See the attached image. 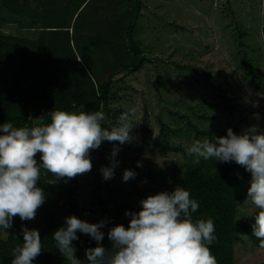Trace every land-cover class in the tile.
<instances>
[{"label": "rangeland", "instance_id": "obj_1", "mask_svg": "<svg viewBox=\"0 0 264 264\" xmlns=\"http://www.w3.org/2000/svg\"><path fill=\"white\" fill-rule=\"evenodd\" d=\"M29 3L42 8L36 0ZM5 12L0 0V16ZM83 14L89 24L85 18L76 23L82 39L104 40L113 34L116 51L122 50L126 28L133 20V38L145 57L141 68L132 72L135 56L128 55L118 65L113 64L114 56L109 53L99 59L104 67L94 84L111 75L115 95L107 107H100L107 116L102 123L112 120L106 128L118 127L119 117L128 112L135 139L124 144L102 142L96 151H90L92 170L77 176L82 220L106 223L110 219L96 193L106 200L109 212L124 209L120 219L128 226L131 217L126 211L138 212L140 201L147 196L169 192L161 172L170 175L189 162L195 163L196 157L189 155L188 148L196 140L226 136L229 128L236 134L252 126L264 131V0H92ZM24 22L29 26L12 22L0 29L9 35L0 48V83L5 89L0 94V106L11 109L18 105L17 95L6 89L13 81L11 56L22 48L35 47L42 36L41 22L30 26L34 24L26 17ZM111 31L114 33L109 34ZM44 36L45 42L49 41V34ZM54 49L48 50V70L52 73L46 70L30 79L22 76L20 83L29 96L52 98L57 104L72 98L87 83L78 67L62 63L58 56L63 52ZM74 50L85 65L84 55ZM114 147L118 152L113 158ZM100 152L106 154L103 167L111 166L112 159L118 161L112 179L105 180L100 172L103 185L95 177ZM125 169L133 170L135 178L123 181ZM237 172L239 176L247 173L242 166ZM245 200L236 203V221L248 219L257 210ZM11 233L9 229L2 231L0 241L6 242ZM82 235L80 261L85 264L81 241L86 236ZM240 236L234 244V264H264V248L248 235Z\"/></svg>", "mask_w": 264, "mask_h": 264}, {"label": "clouds", "instance_id": "obj_2", "mask_svg": "<svg viewBox=\"0 0 264 264\" xmlns=\"http://www.w3.org/2000/svg\"><path fill=\"white\" fill-rule=\"evenodd\" d=\"M135 109L131 110L134 115ZM51 122L43 116L33 119L32 127H14L11 122L0 124V229L12 228L13 219L31 221L45 203L46 195L37 186L41 170L59 180H71L92 170L90 151L102 142H132L133 126L130 114L122 113L120 126L106 128L103 110L79 113L55 110L50 112ZM258 118V117H257ZM118 152L112 149L114 158ZM189 155L216 162H235L250 173V187L244 203L257 209L252 234L264 248V131L249 127L240 134L227 129V135L214 140H196ZM39 154L40 162L37 161ZM118 161L102 167L105 180L112 179ZM137 166L140 163L137 162ZM136 173L125 169L122 180L134 179ZM138 212L126 211L130 216L128 227L123 224L111 227L107 236L111 250L103 245L105 222L89 223L75 215L65 217V226L52 237L57 249L69 264H82L77 259L73 241L77 233L91 236L97 246L85 250L88 264H217L210 245L216 240L211 219L193 221L192 214L199 203L190 198V192L177 185L173 191H162L140 201ZM23 243L12 249L11 264H33L42 252L41 236L37 229L22 226ZM7 232V231H6Z\"/></svg>", "mask_w": 264, "mask_h": 264}, {"label": "trees", "instance_id": "obj_3", "mask_svg": "<svg viewBox=\"0 0 264 264\" xmlns=\"http://www.w3.org/2000/svg\"><path fill=\"white\" fill-rule=\"evenodd\" d=\"M36 1H38L39 6H42L41 9L33 7L29 0H3L7 12L0 16V29L11 25L12 22L19 24V26H29L24 22V17L30 18V22L34 24L30 26H36L37 23L41 22L43 29L41 30L42 36L36 41L35 47L31 49L22 48L13 52L14 54L11 56L9 67L13 73V81L11 87H6V89L13 95H17L18 105L16 109L0 106V124L11 122L14 127H32L33 119L41 116H43L45 123H50V112L55 110L75 113L99 111L101 105L107 107L110 99L115 98V95H112L111 75L99 84L96 82L97 86L94 84L104 67L99 59L109 53L114 56L113 64L118 65L123 63L128 55L135 56L136 60L132 62L130 72L139 70L145 61L140 47L133 38V20L126 28V38L122 50L116 51L113 47V34L104 40L101 38L96 41H85L82 39L81 31L76 27L77 21L85 18L83 13L92 0ZM138 8L140 10V5ZM133 10L136 11L135 6ZM132 14L134 15L133 11ZM85 21L89 24L87 18ZM70 28L71 32L69 31ZM45 33L50 36L47 42H45ZM110 33L114 32L111 31ZM8 36L0 31V48L4 44L3 41L9 38ZM50 48H55L54 50H58L60 53L63 52L58 56L59 60L64 64L77 66L87 83V86L79 88L72 98H65L57 104L52 98L41 100V98L29 96L26 92L27 88L20 83L22 76L24 79L25 76L26 79H30V77L40 76L39 72L44 73L48 70V50ZM74 48L84 55H82V60L88 69L78 60ZM62 63L59 62L61 65ZM50 72L52 73V70H48V73ZM4 90L0 83V94ZM111 121L102 123V125L109 127ZM99 155L100 168L95 177L101 183L99 175L106 162V154L100 152ZM36 158L39 163V154ZM238 166L240 165L234 161L224 163L212 159H203L199 163L189 162L179 172L170 175L166 171L160 173L161 179L169 186V192L179 185L188 190L190 198L199 203L198 210L192 214L193 221L211 219L214 222L217 240L210 245V249L217 260V264H234V244L241 238V233L253 238L259 245V241L252 234V225L257 210L246 220L236 221L234 219L236 203L247 198L251 180V175L248 172L242 176L238 175ZM156 172L152 171V173ZM37 186L44 190L45 203L37 210L34 220L21 221L18 216L13 219V226L9 229L12 232L11 237L6 242L0 241V264H11L12 249L23 243L22 226L28 229H37L41 236L42 252L33 261V264H69V261L57 249L52 234L60 227L65 226V217L75 215L82 220L79 197L80 183L77 177L71 180H59L53 174L42 169ZM95 195L98 203L110 215V219L101 229L105 234L101 243L107 250H111L112 242L108 239L107 232L111 227L119 224L128 227L120 219L124 209H114L113 212H109L106 207V200L96 193ZM2 231L4 230L0 229V233ZM77 235L79 239L72 243L76 248L75 255L80 260L82 251L79 249V242L83 235L79 232ZM96 246L97 242L91 236L86 235V249ZM85 264H88V261Z\"/></svg>", "mask_w": 264, "mask_h": 264}, {"label": "built area", "instance_id": "obj_4", "mask_svg": "<svg viewBox=\"0 0 264 264\" xmlns=\"http://www.w3.org/2000/svg\"><path fill=\"white\" fill-rule=\"evenodd\" d=\"M85 236H86V234H85ZM81 246H82V249L85 251V239H83L82 241H81Z\"/></svg>", "mask_w": 264, "mask_h": 264}]
</instances>
